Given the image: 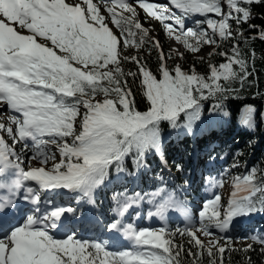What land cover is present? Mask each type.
Listing matches in <instances>:
<instances>
[{"label":"snow or ice","instance_id":"1","mask_svg":"<svg viewBox=\"0 0 264 264\" xmlns=\"http://www.w3.org/2000/svg\"><path fill=\"white\" fill-rule=\"evenodd\" d=\"M261 3L264 0H0V106L5 107L0 117H9L7 124L0 122V264H183L181 253L190 258L189 264H203L205 254L208 264H224L233 238L216 233H227L241 219L264 213V173L255 168L232 177L226 206L219 194L204 201L198 227L138 228L126 216L143 197L117 201L113 218L102 228L108 234L104 240L80 238L78 209L42 199L40 193H69L94 203V193L111 169L122 171L128 157L139 167L149 153L161 152L162 124L191 133L201 119V101L226 98L236 91L233 83L243 86L252 75L239 43L233 44L231 55L219 52L225 62L209 65L207 75L185 72L180 65L170 70L166 60L171 56L158 40H149L137 8L157 21L170 39L196 53L204 45H216L217 39H234L233 23L236 34L243 36L240 26L252 18L251 6ZM195 17L203 19H194L196 28L187 27L185 21ZM259 38L264 40V31ZM149 43L158 52V74L142 58L124 55ZM173 51L183 59L184 53ZM125 62L133 63L136 71H125ZM129 77L139 82L144 111L136 107ZM254 114L255 109L246 106L240 124L254 128ZM17 144L21 152L32 151L27 166H22ZM33 160L40 166L32 167ZM209 180L212 187L225 183L223 178ZM149 203L155 206L149 216L163 219L175 211L186 225L193 224L185 203L165 188L151 193ZM177 235L187 236L191 247L185 250L177 244ZM248 238L264 253V235ZM117 244L124 250H112Z\"/></svg>","mask_w":264,"mask_h":264},{"label":"trees","instance_id":"2","mask_svg":"<svg viewBox=\"0 0 264 264\" xmlns=\"http://www.w3.org/2000/svg\"><path fill=\"white\" fill-rule=\"evenodd\" d=\"M251 17L247 23L240 26L243 36L236 34L237 28L233 23L234 39L223 41L217 39L216 45H210L211 49L205 59L190 52L191 58L182 68L185 72L194 69L198 74L207 75L209 65L225 62L224 57L218 53L224 51L231 55L233 44L239 43L242 54L248 59V67L252 75L247 78L243 86L239 81L233 83L232 87L236 91L227 93L226 98L201 101V119L196 122L191 133L182 128L171 129L167 124H162V148L159 154L149 153L146 162L139 167L132 157H128L123 162L122 171L111 169L108 175L111 181L106 182L109 180L106 178L103 189L97 195V203L102 210H105L107 205L116 206L117 201H123L126 197L145 193L151 196V193L158 188H165L168 192L175 193L176 197H179L180 192L188 196L199 194L204 183L201 176L205 174L209 179L219 171L220 166L233 177L242 173L247 174L253 168L257 169L258 174L264 173V40L259 38L260 33L264 31V3L251 6ZM250 25L256 27L251 28ZM148 38L150 41L153 39L150 35ZM160 45L168 56L164 44L160 43ZM149 48L152 49L150 54ZM210 53L217 54L210 55ZM124 55H136L142 58L147 67L158 74V52L151 43L136 50L134 54L127 55L124 52ZM166 64L171 70L167 60ZM123 67L125 71H136V66L130 62H125ZM129 82L135 94L137 109L146 110L147 104L139 90V82L133 83L131 77ZM217 104L219 107H215ZM246 106L255 109L254 128L240 124V115ZM183 122L182 115L180 123ZM29 150L23 153L29 154ZM210 158L214 159V163L209 165ZM233 164L238 166L233 167ZM259 214L264 215V213H255L250 217ZM256 228L264 233V219L259 221ZM188 239L187 236L177 235L175 242L183 244L187 250L191 247ZM250 245L252 248L248 251L228 248L229 250L224 254V264H264L261 245L253 242ZM181 259L183 264H189L190 258L184 253H181ZM203 264H208L206 254Z\"/></svg>","mask_w":264,"mask_h":264},{"label":"rangeland","instance_id":"3","mask_svg":"<svg viewBox=\"0 0 264 264\" xmlns=\"http://www.w3.org/2000/svg\"><path fill=\"white\" fill-rule=\"evenodd\" d=\"M94 2H96V0H94ZM137 13H138V17L137 18L143 24V27L148 30V35H150L151 37H153V39L158 40L160 43H163L164 44V47H165L168 55L171 56L170 59H167V62H168V65L170 66V68L171 69H174L176 65H180V67L182 68V66L184 65V63H186L191 58V53L189 51H187L183 47V45L177 44L174 39H170L165 34L163 28H160V26H159L160 24L157 21L146 18L145 15H144V13L142 12V10H140L139 8H137ZM210 18L215 19L216 17L210 16ZM194 19H203V18H201V17L189 18V19H187L185 21L186 26L187 27L196 28L197 26L194 23ZM232 32L233 33L235 32L234 29H232ZM174 49H177L179 52L184 53L183 59H180L179 58V56L177 55V53L175 51H173ZM210 49H211V46L210 45L202 46L201 50L199 52H196V56L205 59L208 56V53H209ZM135 51H136L135 49L130 48V49H128L125 52H126L127 55H130V54H134ZM182 70H183V68H182ZM4 110H5V107L4 106H0V111H4ZM8 120H9L8 115H3L2 117H0V122H3L5 124L8 123ZM4 135H6V134H4ZM219 136H221V134H219ZM20 149H21L20 147L16 146V151L17 150L19 151ZM54 150L55 149L53 147V151ZM23 152L20 153L21 154V159L24 161V164H28L29 163L28 157L32 155V151L29 150L28 151L29 154H26V153H23ZM58 161H59V155L57 153V162ZM31 166L32 167H39L40 165H39L38 161L33 160L31 162ZM48 166L51 167V163ZM226 172L228 174V177H226L224 179L225 183L223 184V186L222 187H220V186H216L215 187L218 190H220L219 191V194H221L222 197H223V201H221V203L223 205H225V206L227 205V202L229 201V198L231 196V192L233 190L232 189V177H233V175L229 174L228 171H226ZM241 175H244V173H242ZM210 189H209V191L207 193V196H205L206 200L207 199H211L214 195L217 194V192L213 193ZM97 190L95 191L94 196H96ZM195 200L196 201H194V204H193L194 208L189 207L190 205H189V201L188 200L185 201V204H186V207L188 209V212L193 217V224L192 225H186L184 216H181L182 214L179 213V214L175 215L176 218L177 217H180L179 220L183 224L181 226L182 229L185 228L186 226H188V227H198V225H199L198 213L201 210L202 205H203L204 202L203 201H199L198 199H195ZM84 217H86L85 219L88 220L87 223L90 225L92 223V221L89 220L90 218L87 215H85ZM84 217L83 218L80 217V219L77 220L78 221L77 227L79 226L80 222L84 221ZM147 220L151 222V221L154 220V218H147ZM175 221H177V219ZM241 222H243L242 219L239 221V223H241ZM76 231H77V235H80L81 234V232H78L77 228H76ZM213 231L216 232L215 229H213ZM253 234L254 233H252L251 235H253ZM220 235H226V233H224V234H220L218 232L216 233V236L217 237H219ZM254 235H259V234L255 233ZM232 238H233V241H232V243L230 245L227 246L228 248L245 249V248H247L250 245L251 242H253L251 239L247 238L246 236H244V237H240L239 236V237H235V238L232 237ZM104 239H106V237H104V235L101 233V230H99L97 232L96 240H104ZM200 239L201 240H204L206 242L208 238L203 237L201 235L200 236ZM220 243L221 244H224V241L221 240ZM120 245L123 246V247H121ZM112 250H124V245L123 244H117Z\"/></svg>","mask_w":264,"mask_h":264}]
</instances>
